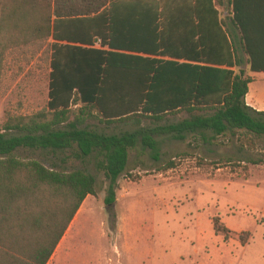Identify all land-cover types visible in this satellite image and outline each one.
Listing matches in <instances>:
<instances>
[{"label":"trees","instance_id":"trees-1","mask_svg":"<svg viewBox=\"0 0 264 264\" xmlns=\"http://www.w3.org/2000/svg\"><path fill=\"white\" fill-rule=\"evenodd\" d=\"M228 2L229 23L219 14L225 0L0 1V23L33 18L27 33L52 41L47 110L0 126V264H47L96 195L92 175L21 160L19 150L60 153L63 163L95 155L109 183L107 205L131 151L140 146L158 160L157 136H191L197 146L244 132L261 138L264 152V112L246 105L252 79L243 70L245 56L251 73H264V0ZM181 113L187 117L175 124L121 135L87 126L160 123ZM213 230L229 239L217 218ZM248 237L240 234L242 246Z\"/></svg>","mask_w":264,"mask_h":264},{"label":"rangeland","instance_id":"rangeland-1","mask_svg":"<svg viewBox=\"0 0 264 264\" xmlns=\"http://www.w3.org/2000/svg\"><path fill=\"white\" fill-rule=\"evenodd\" d=\"M219 14L229 23L228 0ZM32 20L17 26L0 23V126L9 118L47 110L52 41L27 33ZM244 60L245 77L255 78L250 92L264 104V74L251 73ZM186 117L181 113L160 123L117 125L91 121L87 126L121 135ZM155 139L158 160L140 146L131 151L109 205L104 202L109 183L96 170L95 155L63 163L60 153L54 157L46 151H18L21 160L95 178L96 195L86 197L47 264H264V163H258L264 161L263 140L244 132L220 137L214 145L196 146L191 136L184 142L171 136ZM48 201L46 210L53 206ZM30 209L39 211L35 203ZM216 218L230 231L228 240L214 232ZM242 233H249L244 246L238 238Z\"/></svg>","mask_w":264,"mask_h":264},{"label":"crops","instance_id":"crops-1","mask_svg":"<svg viewBox=\"0 0 264 264\" xmlns=\"http://www.w3.org/2000/svg\"><path fill=\"white\" fill-rule=\"evenodd\" d=\"M261 74V73H258ZM264 74V73H262ZM255 78L252 79V82L249 84L248 93L245 97V103L248 107L252 108L257 112H264V104L262 100L258 97L257 94H253L250 92L251 85L254 83Z\"/></svg>","mask_w":264,"mask_h":264}]
</instances>
